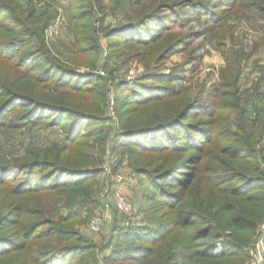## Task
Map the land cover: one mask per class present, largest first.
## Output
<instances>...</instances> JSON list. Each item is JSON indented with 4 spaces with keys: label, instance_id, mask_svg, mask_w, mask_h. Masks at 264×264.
Segmentation results:
<instances>
[{
    "label": "trees",
    "instance_id": "trees-1",
    "mask_svg": "<svg viewBox=\"0 0 264 264\" xmlns=\"http://www.w3.org/2000/svg\"><path fill=\"white\" fill-rule=\"evenodd\" d=\"M16 1L0 0V264H100L97 246L75 226L96 192L107 151L113 170L129 157L139 178L134 194L140 192L129 225L116 211L115 249L107 252L105 242L103 264H242L264 221V73L251 121L234 82L191 99L188 89L171 86L179 75L149 72L118 85L131 95L117 98L118 122L109 128L104 79L52 58L45 45L50 25L29 28L36 11H23ZM68 1L78 54L86 61L99 56L101 23L90 0ZM126 1L131 15L103 34L112 54L131 46L158 51L173 27H203L176 36L151 65L186 51L195 39L217 38L237 11L260 20L264 33V0ZM83 64L93 68L96 59ZM41 120L59 126L64 139L8 160L5 134Z\"/></svg>",
    "mask_w": 264,
    "mask_h": 264
},
{
    "label": "rangeland",
    "instance_id": "rangeland-1",
    "mask_svg": "<svg viewBox=\"0 0 264 264\" xmlns=\"http://www.w3.org/2000/svg\"><path fill=\"white\" fill-rule=\"evenodd\" d=\"M120 1L123 0H90L92 11L101 23L98 27L101 33L99 36L97 35L98 39L95 41L99 56H90L87 61L78 54L74 23L71 19L72 13L68 0H28L27 2L17 0L16 3L23 11L28 8L31 9V7L36 11V19L27 23L29 28L34 29L42 24H46V27L50 25L46 32L45 45L52 58L82 74L94 73L104 79L109 100V110L106 117L108 120L111 119V122H106L105 125L107 124L109 128L114 129L118 122L115 109L117 98L131 95L130 88L125 87L126 89L121 90L117 89L118 85L121 82L133 84L149 72L159 76H169L171 73L179 75L180 79L171 83V86L175 89H188V97L191 99H196L202 91L207 97L214 88L226 91L228 88L223 87L222 83L234 82L233 91L239 94V98L242 100L240 101L241 105L248 110L246 121H251L254 118L252 112L254 114L257 108V101L253 96L255 85L264 73V33L258 30L262 27L260 20L256 22L251 15H246L244 11H237L225 21L222 29L215 33L220 34L217 38L214 35L207 40L208 37L205 35L195 39L189 44L186 51L176 53L164 62L151 65L156 53L158 52L159 56L176 36L188 34L192 30H202L203 27L193 22L188 24L186 28L173 27L170 30V36L164 38L156 46L158 51L131 46L112 54L110 53L111 43L103 34L107 30L118 27L131 15V7L127 5V1L124 0L123 3ZM6 19H8L7 16L2 17L1 22H5ZM52 28L57 31V34L53 40H50L48 33ZM90 58L96 59L93 68L83 64L89 62ZM237 70H239L238 76ZM86 84L88 86L100 85H96L92 81H85L82 85ZM205 101H208V98ZM65 119L69 120V117L66 116ZM45 122L46 120L35 123L29 122L17 131L7 132L2 143V151L6 158L15 161L27 156L30 150L45 149L52 142H61L65 137V131L59 126L50 127ZM91 124H85L84 128L91 126ZM108 152L104 162L98 167L101 173L97 177L96 192L92 200L81 207V211H79L80 223L75 226L82 235L89 238L97 246L94 255L100 264H103L102 256L106 253V251L103 252L105 242L109 241L107 252H112L115 249V245H110V242L118 232L112 231L111 226H114L118 221L117 218L121 217L114 208L113 193L111 196V181L106 171L112 166L111 161L107 160ZM125 157L123 164L116 167L112 173L121 174L125 179L132 176L131 179L137 183L139 178L130 169L129 157ZM262 168L264 173V163ZM135 188L136 186L127 190L128 197L132 198L133 202L136 194L140 192L138 189L134 194ZM68 212L66 208L62 209V213L67 214ZM97 213L103 214L104 221L99 234L91 230V222ZM107 214H109V218ZM260 240H263L264 245V221L258 225L251 242L243 250L247 254V258L242 264L250 263L247 250ZM223 241L225 242L224 238H221L217 242L219 246L217 251L223 249ZM261 263L264 264V252Z\"/></svg>",
    "mask_w": 264,
    "mask_h": 264
},
{
    "label": "built area",
    "instance_id": "built-area-1",
    "mask_svg": "<svg viewBox=\"0 0 264 264\" xmlns=\"http://www.w3.org/2000/svg\"><path fill=\"white\" fill-rule=\"evenodd\" d=\"M56 34L57 31L52 28L49 30L48 39L53 40ZM106 171L111 181L115 209L126 218V224L129 225L130 220L134 219L136 209L133 201L128 197L127 190L135 186L134 180L131 178L125 179L121 174H113L112 166L111 168H107ZM102 215L101 213H97L91 222V230L96 234H99L103 227L104 221ZM218 251H221V249ZM247 251L249 253V264H260L263 261V240L257 242Z\"/></svg>",
    "mask_w": 264,
    "mask_h": 264
},
{
    "label": "crops",
    "instance_id": "crops-1",
    "mask_svg": "<svg viewBox=\"0 0 264 264\" xmlns=\"http://www.w3.org/2000/svg\"><path fill=\"white\" fill-rule=\"evenodd\" d=\"M134 183H135V185H136V182H134ZM107 215H108V218H109V214H107ZM107 215H106V216H107Z\"/></svg>",
    "mask_w": 264,
    "mask_h": 264
}]
</instances>
